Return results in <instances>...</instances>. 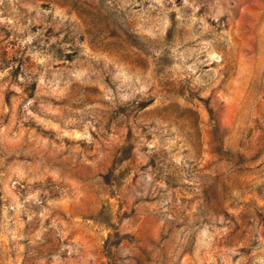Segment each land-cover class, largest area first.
Segmentation results:
<instances>
[{"label":"rangeland","instance_id":"1","mask_svg":"<svg viewBox=\"0 0 264 264\" xmlns=\"http://www.w3.org/2000/svg\"><path fill=\"white\" fill-rule=\"evenodd\" d=\"M0 264H264V0H0Z\"/></svg>","mask_w":264,"mask_h":264}]
</instances>
